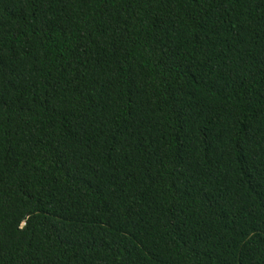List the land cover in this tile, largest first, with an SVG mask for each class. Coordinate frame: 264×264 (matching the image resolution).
<instances>
[{
	"label": "trees",
	"instance_id": "16d2710c",
	"mask_svg": "<svg viewBox=\"0 0 264 264\" xmlns=\"http://www.w3.org/2000/svg\"><path fill=\"white\" fill-rule=\"evenodd\" d=\"M0 264H264V0H0Z\"/></svg>",
	"mask_w": 264,
	"mask_h": 264
}]
</instances>
